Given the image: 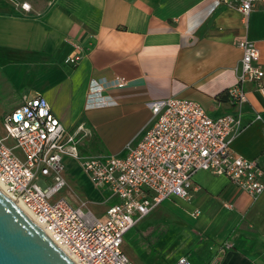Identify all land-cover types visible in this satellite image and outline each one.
I'll list each match as a JSON object with an SVG mask.
<instances>
[{
  "label": "crops",
  "instance_id": "0c3cea01",
  "mask_svg": "<svg viewBox=\"0 0 264 264\" xmlns=\"http://www.w3.org/2000/svg\"><path fill=\"white\" fill-rule=\"evenodd\" d=\"M242 40L255 43L264 70L261 7L244 24L219 0H0V96L14 89L26 90L22 100L42 96L89 148L78 150L82 157H125L150 126L149 104L191 100L211 119L239 115V131L226 139L235 155L264 171V96L253 84L244 85L240 105L227 94L240 73ZM72 44L83 47L76 65L64 62ZM117 78L124 87L113 86ZM96 82L104 90L94 95ZM192 183L198 191L188 201L164 200L124 235L139 256L175 243L177 260L207 264L228 246L219 264H264V191L253 199L202 170ZM93 192L108 206L106 190ZM123 252L136 264L134 250Z\"/></svg>",
  "mask_w": 264,
  "mask_h": 264
},
{
  "label": "built area",
  "instance_id": "2783aa9c",
  "mask_svg": "<svg viewBox=\"0 0 264 264\" xmlns=\"http://www.w3.org/2000/svg\"><path fill=\"white\" fill-rule=\"evenodd\" d=\"M219 1L239 11L244 24L255 7L264 10V0ZM20 6L30 9L27 3ZM72 47L64 62L76 65L83 47ZM237 47L242 55L240 73L227 94L240 105L245 100V84H253L264 96V70L258 64L260 55L254 42L242 40ZM125 83L117 78L113 86L122 88ZM91 86L94 95L104 90L98 82ZM149 107L150 126L122 158L80 156L76 137L63 128L40 95L23 98L22 104L1 120L6 134L0 139L4 193L32 213L42 231L73 263L133 264L121 247L124 235L164 200L177 197L188 201L192 192L198 191L192 179L201 170L226 177L253 199L264 191V171L254 161L235 155L230 139H226L239 131V115L211 119L199 103L174 97ZM8 140L13 141V147L6 145ZM15 149L21 151L23 161ZM71 159L79 162L94 189L109 193L104 221L82 206L54 199L66 186L60 173L64 161ZM192 215L198 216V212ZM227 247H221L207 264H219L217 256ZM176 264L192 263L180 257Z\"/></svg>",
  "mask_w": 264,
  "mask_h": 264
},
{
  "label": "water",
  "instance_id": "95a60500",
  "mask_svg": "<svg viewBox=\"0 0 264 264\" xmlns=\"http://www.w3.org/2000/svg\"><path fill=\"white\" fill-rule=\"evenodd\" d=\"M0 264H76L1 187Z\"/></svg>",
  "mask_w": 264,
  "mask_h": 264
},
{
  "label": "rangeland",
  "instance_id": "374dc122",
  "mask_svg": "<svg viewBox=\"0 0 264 264\" xmlns=\"http://www.w3.org/2000/svg\"><path fill=\"white\" fill-rule=\"evenodd\" d=\"M25 91L23 89H14L0 96V139L6 137L1 122L2 118L5 115L11 114L12 111H14L22 104V96L23 94H25ZM6 145L9 147H13V141L8 140L6 142ZM77 148L80 152H82L83 150H89L88 147H85V149L79 144L77 145ZM15 153L21 161L24 160V157L20 150L15 149ZM117 157L122 158V156ZM60 175L61 177H63L66 186L61 191H59L54 199L58 200L59 198H63L70 205L82 206L86 211H90L101 222L104 221V215L107 206L103 203L99 204L98 199L96 198L97 194L96 192H93L96 190L90 188L79 162L73 159L66 162L65 168L60 173ZM121 247L122 249H125V251L129 254H131L132 250H134L135 254H137V259H135L136 264H176V258L179 256V253L177 252V244L175 243L163 245L161 249H150V251L152 250L150 256H139L141 253L139 252L140 254H138L136 247L133 245V242H131L130 233L124 237ZM175 248L177 250L175 251V254L170 253V249Z\"/></svg>",
  "mask_w": 264,
  "mask_h": 264
},
{
  "label": "bare ground",
  "instance_id": "6f19581e",
  "mask_svg": "<svg viewBox=\"0 0 264 264\" xmlns=\"http://www.w3.org/2000/svg\"><path fill=\"white\" fill-rule=\"evenodd\" d=\"M0 187L2 188V190H3V187L1 186V184H0ZM12 201V200H11ZM15 202V204L17 205V207L18 208H20L27 216H28V218L29 219H31L32 221H34L40 228H41V230H42V227L40 226V224L38 223V221H36L35 220V218H34V216L32 215V213L31 212H29L28 210H27V208L26 207H24L19 201H14Z\"/></svg>",
  "mask_w": 264,
  "mask_h": 264
},
{
  "label": "snow or ice",
  "instance_id": "6c2138e0",
  "mask_svg": "<svg viewBox=\"0 0 264 264\" xmlns=\"http://www.w3.org/2000/svg\"><path fill=\"white\" fill-rule=\"evenodd\" d=\"M25 7H28L27 5H25Z\"/></svg>",
  "mask_w": 264,
  "mask_h": 264
}]
</instances>
